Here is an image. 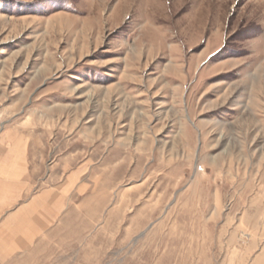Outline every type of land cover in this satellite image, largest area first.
I'll use <instances>...</instances> for the list:
<instances>
[{
    "label": "rangeland",
    "instance_id": "obj_1",
    "mask_svg": "<svg viewBox=\"0 0 264 264\" xmlns=\"http://www.w3.org/2000/svg\"><path fill=\"white\" fill-rule=\"evenodd\" d=\"M5 128L75 179L0 264H264V0H0Z\"/></svg>",
    "mask_w": 264,
    "mask_h": 264
},
{
    "label": "crops",
    "instance_id": "obj_2",
    "mask_svg": "<svg viewBox=\"0 0 264 264\" xmlns=\"http://www.w3.org/2000/svg\"><path fill=\"white\" fill-rule=\"evenodd\" d=\"M41 141L18 128L0 133V244L26 250L64 214L75 174L42 178ZM53 168H51V171Z\"/></svg>",
    "mask_w": 264,
    "mask_h": 264
}]
</instances>
